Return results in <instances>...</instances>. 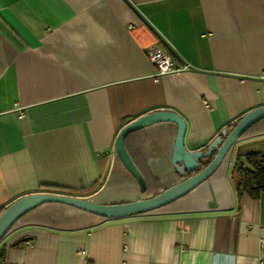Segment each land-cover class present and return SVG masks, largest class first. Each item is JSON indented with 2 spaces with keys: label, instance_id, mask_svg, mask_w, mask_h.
<instances>
[{
  "label": "crops",
  "instance_id": "1",
  "mask_svg": "<svg viewBox=\"0 0 264 264\" xmlns=\"http://www.w3.org/2000/svg\"><path fill=\"white\" fill-rule=\"evenodd\" d=\"M156 44L178 73L157 75ZM188 65L263 77L264 0H0V211L46 186L99 204L147 199L116 155L126 125L174 111L186 148L205 151L264 106L263 83ZM177 130L160 123L128 141L162 190L184 180ZM252 152L264 154V135L240 139L208 181L155 212L41 205L6 234L0 264H264V193L240 196L233 178Z\"/></svg>",
  "mask_w": 264,
  "mask_h": 264
},
{
  "label": "water",
  "instance_id": "2",
  "mask_svg": "<svg viewBox=\"0 0 264 264\" xmlns=\"http://www.w3.org/2000/svg\"><path fill=\"white\" fill-rule=\"evenodd\" d=\"M189 71L203 74H216L222 77L237 78L241 80H249L261 82L264 84L263 77H245L237 75H228L214 73L212 71H203L196 67L187 66ZM264 119V106L256 108L246 115L236 124V126L228 132L225 129L222 134L217 137L205 151H189L184 143L185 133L187 129L186 121L174 111H157L144 115L126 125L118 134L115 142V151L119 162L125 167L129 174L135 179L141 193L147 191V183L126 147L127 137L138 130L145 129L160 123H173L177 126V136L173 148L172 164L178 174L185 177L188 173L196 172L201 161L212 157V161L200 172L185 178L174 186L164 190L162 193L151 197L135 200L127 203L119 204H99L86 199L66 196L52 193H38L26 195L11 203L0 217V243L10 231V229L26 214L38 208L41 205L55 203L73 207L91 215L104 219H122L126 217L142 215L162 207H165L176 200L184 197L202 183L208 181L211 176L221 166L232 147L241 139L243 134L253 125ZM225 137V138H224Z\"/></svg>",
  "mask_w": 264,
  "mask_h": 264
},
{
  "label": "trees",
  "instance_id": "3",
  "mask_svg": "<svg viewBox=\"0 0 264 264\" xmlns=\"http://www.w3.org/2000/svg\"><path fill=\"white\" fill-rule=\"evenodd\" d=\"M238 122L233 124L229 128L228 132H231V130L236 126V124ZM142 130L143 129L138 130L136 132H133L127 137V139H126V147H127V150L129 152V154L131 155L134 163L136 164V166L138 167V169L143 174V176H144V178L146 180L147 191H146L145 194L147 195V198H151V197H154V196L162 193L164 190H162L161 187H160L159 179H157V178H155L153 176L149 177L144 172H142L141 168L139 167V165L134 160V158H133V156H132V154H131V152L129 150V147H128V141L131 139V137L139 134ZM263 135H264V119L259 121L255 125H253L249 130H247L243 134L241 139L257 137V136H263ZM212 159H213L212 157L203 159L201 161V165H200L199 169L196 172H194V173H188L185 177H183V179L188 178V177L194 175L197 172H200L203 168H205L212 161ZM233 178H234V181L236 183V186H237V189L239 191L240 196L241 195H247V196H249L252 199H258L260 197V195L262 193H264V154L259 153V152L248 153L243 158V161H241L240 163H237L234 166V168H233ZM100 185H101V182L98 181L92 187H90L88 189V191H95V190H97L99 188ZM43 189L45 191L49 192V193H54V194H57V193H60V192L64 191L60 187H51V186L43 187ZM6 208H4V209H2L0 211V217L3 214V212L5 211ZM70 208L75 209L73 207H70ZM155 211H157V210H155ZM155 211H152V212H155ZM149 213H151V212H149ZM145 214H147V213H145Z\"/></svg>",
  "mask_w": 264,
  "mask_h": 264
},
{
  "label": "built area",
  "instance_id": "4",
  "mask_svg": "<svg viewBox=\"0 0 264 264\" xmlns=\"http://www.w3.org/2000/svg\"><path fill=\"white\" fill-rule=\"evenodd\" d=\"M146 53L150 61L157 67V75H169V73L180 71L175 68L171 56L160 45H153Z\"/></svg>",
  "mask_w": 264,
  "mask_h": 264
}]
</instances>
